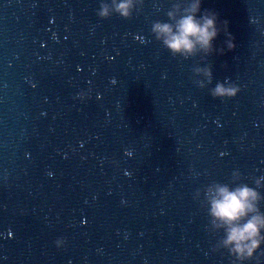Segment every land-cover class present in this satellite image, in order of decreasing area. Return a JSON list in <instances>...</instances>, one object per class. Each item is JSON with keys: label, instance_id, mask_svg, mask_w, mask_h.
I'll return each mask as SVG.
<instances>
[{"label": "water", "instance_id": "water-1", "mask_svg": "<svg viewBox=\"0 0 264 264\" xmlns=\"http://www.w3.org/2000/svg\"><path fill=\"white\" fill-rule=\"evenodd\" d=\"M190 2L123 18L112 0H0V114L71 264H234L208 190L247 185L264 213V0H202L215 50L173 55L152 27ZM225 80L240 93L213 98Z\"/></svg>", "mask_w": 264, "mask_h": 264}, {"label": "clouds", "instance_id": "clouds-1", "mask_svg": "<svg viewBox=\"0 0 264 264\" xmlns=\"http://www.w3.org/2000/svg\"><path fill=\"white\" fill-rule=\"evenodd\" d=\"M202 0H191L188 7L176 19L175 12H169L174 24L157 22L152 31L158 40H161L173 55L179 54L187 57L196 51L213 52V41L217 39L221 28L217 26L218 16L215 12L201 11ZM115 12L123 18L130 17L134 7V0H112ZM101 18L110 15L109 6L102 4L97 12ZM225 45L228 51L235 48V38L228 30V22H223ZM223 54L224 49H220ZM204 75L211 82V70H203ZM241 91L238 84L225 80L217 83L211 89L213 98L224 100L235 98ZM51 175V173H49ZM264 179V178H262ZM260 181H257L259 185ZM209 215L217 228H223L225 235L221 241L222 246L234 257V264H246L252 261L262 246H264V213L258 208L260 194L247 185L230 189L227 185H216L208 190ZM11 235V233H9ZM66 239L58 237L55 247L62 249L66 246ZM6 259V258H5ZM256 264H260L257 260Z\"/></svg>", "mask_w": 264, "mask_h": 264}]
</instances>
